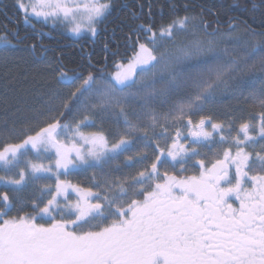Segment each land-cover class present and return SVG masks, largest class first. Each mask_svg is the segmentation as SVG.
Segmentation results:
<instances>
[{"label": "snow or ice", "instance_id": "6c2138e0", "mask_svg": "<svg viewBox=\"0 0 264 264\" xmlns=\"http://www.w3.org/2000/svg\"><path fill=\"white\" fill-rule=\"evenodd\" d=\"M15 6L33 28L35 18L77 37H96L120 10L116 0ZM235 7L264 28V0ZM151 16L128 25L131 55L114 71L43 59L55 86L23 119L0 121V264H264V30L231 16L159 26ZM21 44L0 34V59ZM224 96L238 106L211 114ZM88 173L86 184L70 179Z\"/></svg>", "mask_w": 264, "mask_h": 264}, {"label": "trees", "instance_id": "16d2710c", "mask_svg": "<svg viewBox=\"0 0 264 264\" xmlns=\"http://www.w3.org/2000/svg\"><path fill=\"white\" fill-rule=\"evenodd\" d=\"M128 6L120 8L114 12L108 19L107 30L100 25L96 37L90 38L87 35L74 38L66 32L62 26H53L42 24L41 21L33 19L36 27L42 29L49 36L42 38V43L56 46L46 52L45 58L39 59L41 50H38L35 39L21 38L24 35L23 13L18 12L15 6V0H0V34L12 33L15 31L23 44L19 45L21 51L5 62L0 59V121L5 118L11 120L14 118L23 119L25 115L33 108L40 105L41 99L54 87L52 74L47 70L43 59L49 61L61 60L69 69L84 70L85 74L90 64L96 67L107 64V71H113L116 61L127 58L131 55L127 48L128 41L126 33L128 25L135 26L141 22H147L149 17V8L151 9V19L157 26L166 24L176 15H203V18L213 22L217 19L221 24H225L228 18L235 17L238 22L247 20L248 24L256 31H262L261 16L239 11L235 4H242L245 0H126ZM120 5L119 0H116ZM187 6V8L185 7ZM136 11L140 14L141 20H131V12ZM29 26H32L28 23ZM102 26V27H101ZM215 26V25H214ZM224 28H221L223 31ZM211 31V29H209ZM135 39V36L132 37ZM33 42L36 49L33 51L28 46ZM105 44L108 48L105 49ZM113 52L118 53L113 55ZM35 53V54H34ZM239 59L245 57L243 49L237 48L234 53ZM107 57V59H105ZM67 91V90H65ZM243 106V101H240ZM237 101L229 96L220 99L218 105L210 110L211 114L218 115L228 110L229 107H237ZM15 113V116H13ZM111 125L106 123L105 128ZM138 169H133L132 172ZM128 171V170H125ZM188 174H191L189 172ZM91 173L80 176H73L70 179L73 182L82 181L87 183ZM25 192L24 195H29ZM26 211L29 209H25ZM15 214V213H13Z\"/></svg>", "mask_w": 264, "mask_h": 264}, {"label": "flooded vegetation", "instance_id": "af4514ba", "mask_svg": "<svg viewBox=\"0 0 264 264\" xmlns=\"http://www.w3.org/2000/svg\"><path fill=\"white\" fill-rule=\"evenodd\" d=\"M257 2H259V0H257ZM119 3L121 5L120 8H125L126 6H128V3H127L126 0H119ZM108 22L109 21L107 20L102 25L103 26V29L105 31L107 30V24H108ZM24 24H25L26 28L24 29L25 32H24V35L21 38H25V37H26V39L27 38H29V39L34 38L35 39V42L37 44L38 50L44 51L45 53L47 51H50V50H52L53 48L56 47V46H53V45H48V44L42 43V38L44 36H49V33L48 32L46 33L45 31H43L42 29H39V28H33L32 26H29V24L26 23L25 21H24ZM37 33H40V34L37 35ZM31 44H33V42H31ZM39 59H42V58H40V56H39ZM113 70H115L114 69V66H113Z\"/></svg>", "mask_w": 264, "mask_h": 264}, {"label": "rangeland", "instance_id": "374dc122", "mask_svg": "<svg viewBox=\"0 0 264 264\" xmlns=\"http://www.w3.org/2000/svg\"><path fill=\"white\" fill-rule=\"evenodd\" d=\"M26 2H27V0H26ZM99 28H100V26H99ZM66 32H67L70 36H72V37H74V38H79L80 36H83V35H87L88 37L93 38L92 35H91L90 33H87V32L82 33L79 37L74 36V35H73L72 33H70L67 29H66ZM113 71H114V70H113Z\"/></svg>", "mask_w": 264, "mask_h": 264}]
</instances>
